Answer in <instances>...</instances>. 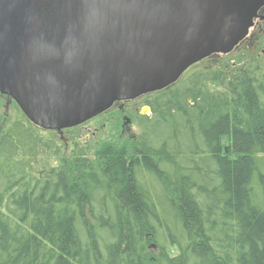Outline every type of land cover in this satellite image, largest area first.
I'll use <instances>...</instances> for the list:
<instances>
[{
  "label": "trees",
  "instance_id": "16d2710c",
  "mask_svg": "<svg viewBox=\"0 0 264 264\" xmlns=\"http://www.w3.org/2000/svg\"><path fill=\"white\" fill-rule=\"evenodd\" d=\"M7 99L0 264H264V58L153 96L134 146L69 157L14 101L6 121Z\"/></svg>",
  "mask_w": 264,
  "mask_h": 264
},
{
  "label": "water",
  "instance_id": "95a60500",
  "mask_svg": "<svg viewBox=\"0 0 264 264\" xmlns=\"http://www.w3.org/2000/svg\"><path fill=\"white\" fill-rule=\"evenodd\" d=\"M262 5L0 0V93L45 131L77 128L117 103L171 88L199 61L232 53Z\"/></svg>",
  "mask_w": 264,
  "mask_h": 264
},
{
  "label": "rangeland",
  "instance_id": "374dc122",
  "mask_svg": "<svg viewBox=\"0 0 264 264\" xmlns=\"http://www.w3.org/2000/svg\"><path fill=\"white\" fill-rule=\"evenodd\" d=\"M250 34L254 36L256 35L257 37H260L261 35L264 36V21L257 22L255 28L250 31ZM251 35L249 38L250 40ZM250 40H247L246 42L242 41L239 46L234 49L233 53H230L228 55L217 54L208 57L205 60L197 62V64H195V66L185 72L184 76L173 86L177 87L183 84L184 81L192 77L197 72H206L220 69L226 73H229L232 69H236L241 65L248 64L252 60L258 59V48H262V46L264 45V41L260 42L257 47L254 48L256 44H253ZM262 58H264V56ZM173 86H171V88H173ZM158 93L141 96L139 99L131 102H126L128 105L127 109H129V107H134V109L138 108V110L140 111L145 107H150L148 103L151 101V98ZM7 100L4 102L6 104L5 107L4 104L1 103L6 121L9 119H13L18 113L17 109H19L11 99ZM126 103H118L116 107L114 106L109 111H107V113L86 123L84 126L76 129L64 130L62 133L56 135L57 139L62 142L65 157L70 156V153L72 151L71 149L76 142H94L97 140L106 141L108 140V138L111 139L114 137L120 138V140L124 141L129 140V147L134 146L131 144L133 141H136V138L138 136V128L136 124L130 126V130L128 133H124L122 128L125 123L123 121L122 113L118 116L114 115L115 112L120 111L117 106L120 105L121 107L122 104L124 105ZM131 111L133 115H135L134 111ZM144 115H149L151 117L152 113L150 112ZM113 116L119 118L118 122H115Z\"/></svg>",
  "mask_w": 264,
  "mask_h": 264
},
{
  "label": "flooded vegetation",
  "instance_id": "af4514ba",
  "mask_svg": "<svg viewBox=\"0 0 264 264\" xmlns=\"http://www.w3.org/2000/svg\"><path fill=\"white\" fill-rule=\"evenodd\" d=\"M257 17L254 19V21H253V25H252V28L250 29V31L252 30V29H254L255 28V26H256V23L257 22H263L264 21V5H262V6H260V9H259V11L257 12V15H256ZM250 32H249V34H248V36L245 38V40L243 41V42H246L247 40H250L249 38H250ZM255 37V38H254ZM250 41H252V43L253 44H256L255 45V47L254 48H256L257 47V45L260 43V42H262V41H264V36L263 35H261L260 37H257L256 35L254 36V35H251V40ZM249 41V42H250ZM259 50H258V53H257V57H258V59H262V57L264 56V45L262 46V48H258ZM234 52V51H233ZM232 52V53H233ZM129 102H131V101H129ZM116 107V106H115ZM127 107H128V105H127V103L126 104H122V106L120 107V105H118L117 106V108H119V110H120V112L122 113V115H123V120H124V118L125 117H127L128 118V120L130 121V124H129V126H123V132L124 133H128L129 132V130H130V126L131 125H133V124H135V122H134V118H135V116H138V114L140 115H143V116H147V117H150L149 115H144L143 114V111L142 110H138V108H136V109H134V107H129V109H127ZM147 108H149V111H151V113H152V110L150 109V107H147ZM131 110H133L134 111V114L135 115H133V113H132V111Z\"/></svg>",
  "mask_w": 264,
  "mask_h": 264
}]
</instances>
